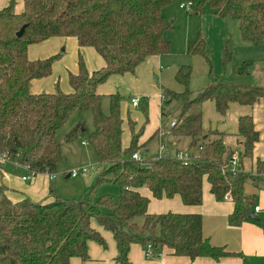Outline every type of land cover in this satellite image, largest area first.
Here are the masks:
<instances>
[{
	"label": "trees",
	"instance_id": "obj_1",
	"mask_svg": "<svg viewBox=\"0 0 264 264\" xmlns=\"http://www.w3.org/2000/svg\"><path fill=\"white\" fill-rule=\"evenodd\" d=\"M177 2L24 0V10L17 14L15 0H11L0 10V156L16 160L29 175L52 178L63 159L57 132L74 113L90 112L94 131L88 135V143L100 163L95 185L115 184L121 189L117 200L101 197L97 201H64L51 191L53 199L46 203H35L29 198L14 203L0 185V264H71L73 258L86 262L89 242L106 248L104 238L92 228L93 220L113 234L118 264H130L128 255L134 244L144 249L150 245L153 257L165 248L174 256L191 261L199 258L220 261L233 256L224 247L212 246L203 236L201 215L171 212L149 215L150 200L139 190L147 188L157 200L178 196L185 206H200L206 180L217 201L228 196L233 203L229 225L241 226L255 207V199L244 193V185L252 175L228 171L227 165L235 153L225 144L223 134L203 131V105L213 102L217 113L224 116L230 104L253 106L264 99V88L217 81L193 93L192 69L181 67L174 78L182 86V92L163 89V104L176 102L179 106L171 121L174 126L163 129L174 138H188L189 149H197L198 157L183 162L177 157L162 156L147 161L146 165L132 159L142 150L139 145L142 129L135 132L136 125L129 123L130 144L128 148L122 146V98L111 95L110 112L105 115L103 97L97 93L98 86L110 77L135 75L148 58L170 53V43L164 35L171 25L162 11ZM189 3H192L189 14L200 15L207 5L219 18L237 20L244 41L254 47L264 46V0H189ZM23 27V36L17 37ZM53 38H72L79 49L95 50L103 60L102 70L90 73L79 54L77 73L68 76L70 93L58 89L53 93H34L32 83L51 76L54 63L62 56L31 61L29 48ZM188 51L206 58L201 36L189 43ZM232 57V48L226 41L224 68ZM251 67V62L243 63L235 68V73L247 75ZM86 131V125L80 122L65 141L70 143L78 133ZM158 134L157 131L154 137ZM237 138L243 148L240 159L252 160L259 132L251 115L239 118ZM254 174L264 184V160L255 162ZM137 218L143 219L142 224L136 222Z\"/></svg>",
	"mask_w": 264,
	"mask_h": 264
},
{
	"label": "rangeland",
	"instance_id": "obj_2",
	"mask_svg": "<svg viewBox=\"0 0 264 264\" xmlns=\"http://www.w3.org/2000/svg\"><path fill=\"white\" fill-rule=\"evenodd\" d=\"M188 3L189 0H179V2L169 5L163 11L164 16L167 18L166 20H168L167 23L171 25V29L166 31L164 35L165 39L170 43V53L163 56L161 63L150 64L140 74L136 72L135 76L110 77L97 88L98 94L103 97L102 111L105 115H108L110 112L109 97L111 95H119L122 98L120 106L122 144L125 147L127 146V148L129 147L131 138L129 123L135 124V132H138L143 128L151 130L155 124L157 125L160 122V126L156 127L155 131L159 128L161 137L166 141H170V136L163 133L165 132L163 128L165 126L169 127L172 118L178 114V104L176 102H173L169 106L162 104V112L164 114H171L170 116L165 115L163 117L161 116L160 108H157V104L156 111L150 105H152L151 101H154L156 98L154 97L155 94H161L163 81L171 80L173 83L174 74L181 67H190L192 69L190 82L193 93H197L202 87L204 88L218 80L224 83L237 84L233 82L244 79L241 78L242 76L234 73L235 67L242 64L240 63V59L244 54L241 51V48L244 47V42L241 37L238 21L219 18L213 14L207 5L202 8L200 15L189 14L186 10L180 9V4ZM199 36L204 40L205 56L210 63H208L206 58L194 56L188 51L189 43L195 42ZM226 41H228L232 48L233 57L231 62L224 68L222 66V58ZM79 54L91 73L102 70L104 63L101 57L97 54L98 58H92V63H89L88 57L78 48L76 41L72 38H53L45 43L32 45L29 49V59L31 61L45 60L55 55L62 56L54 63L51 76L41 80V90L45 93H53L58 89L63 93H70L71 87L68 76L69 74L77 73ZM193 87L196 88V91L193 90ZM132 99L139 100V109L132 107ZM80 122L86 125V134L78 133L73 141L70 143L66 142V136ZM93 131L94 123L91 113L76 112L56 134L57 141L62 145L63 159L57 166L56 174L52 178L51 188L53 193L64 201L80 199L97 201L101 197H110L113 200H117L120 195L121 189L119 185H95L100 163L94 150L88 143V135L93 133ZM187 147V138H182L177 145L178 150L182 153H192L193 155L198 153L197 149L190 152ZM148 148L150 150L148 154L145 153V150H140L143 157L142 160L146 158H150L151 160L158 159L160 155V143L157 137L149 141ZM165 155L172 157L169 153ZM146 164H148L147 160L142 165ZM84 168L88 169V174L80 172L77 178L66 179V175L70 172ZM1 170H6V173L11 176L14 188H26L34 178L26 171H20L15 167L9 168L3 166ZM22 176L29 178V181L25 182L27 184L21 183ZM207 186L208 183L205 180L204 190ZM174 198L163 199L169 201V203L175 200L179 201ZM153 201L159 202V200L155 201V199ZM179 203L181 202L179 201ZM172 205L173 208L168 211L175 212L173 211L175 210V206L174 204ZM136 222L142 224L143 219L137 218ZM94 225L96 224L94 223Z\"/></svg>",
	"mask_w": 264,
	"mask_h": 264
},
{
	"label": "crops",
	"instance_id": "obj_3",
	"mask_svg": "<svg viewBox=\"0 0 264 264\" xmlns=\"http://www.w3.org/2000/svg\"><path fill=\"white\" fill-rule=\"evenodd\" d=\"M9 2L10 0H0V10L7 7L9 5ZM23 10L24 0H15V12L19 14L22 13ZM163 11L162 14L164 16ZM164 18L165 20L167 19L165 16ZM166 21L168 22V20ZM243 42L244 47L241 48V51L244 52V54L240 59V63L243 64L246 62H251L252 67L250 68V71L247 75H238L242 76L241 78L244 79L239 80V83L234 81L233 83L237 84L233 85L241 84V86L264 88V46L254 47L253 45L244 40ZM80 50H82L85 56L88 57L89 63H92V58H98L97 53L93 49L83 48ZM162 58L163 56H153L148 58L137 68L136 72L140 74L141 71L146 70L148 65L161 63L163 60ZM88 71L90 72V70ZM135 75H128V77ZM40 82L41 80L32 83L31 88L34 93L43 92L40 88ZM191 86L192 84L190 82V90H192ZM164 88H167L177 93H180L183 90L182 86H180L175 81V78L173 83L171 80L163 81L161 92L162 95L155 94L154 97L156 98L154 99V101H151L152 105H150L152 109L156 111L157 104V108H160V113L162 117L164 116V113L162 112V97ZM193 90L196 91V88L193 87ZM139 108L140 105L139 107H137V109ZM245 115L252 116L254 126L259 132V141L255 145L252 160L240 159L239 170L247 172L253 176L255 162L258 159L264 160V99H262L253 106H242L236 103L230 104L229 109L227 110L224 116L219 115L215 109L214 103L208 101L203 105L202 128L205 133L216 132L223 134L225 144L233 151V153H236L241 157L243 148L240 140L237 138L238 120L240 117ZM159 126L160 122H158L157 125L155 124L152 128L151 126H149L151 130H146V128L142 129V135L139 138V145L142 146V150H145V153L147 154L149 153L150 150L148 148V143L150 140L153 139L154 134L158 131L159 134L157 136V139L160 143V147L162 145H164L165 147V152L163 154H161L160 152L159 157L166 156V153H169L172 157H176L178 154L182 153L177 148V145L179 144L182 138H174L167 131H165L163 133L168 134L171 139L170 141L164 140L163 137H161V132H159L160 129L158 128L155 131L156 127ZM187 140L188 151L192 152L195 149H189L190 140L188 138ZM123 148H127V146H123ZM198 153L196 155H193L192 153L187 154L192 160H195L198 157ZM138 154L143 159L140 151L138 152ZM145 160L150 161L151 159L146 158ZM3 166H7L9 168L15 167L20 171L26 170L23 168H18L17 166L11 163H0V185L5 188V195L12 202H20L25 198H29L35 203H46V201L49 202L53 199L51 196L52 178L48 175L33 176V181L28 185V187L14 188L11 176L6 173V170H1ZM252 176L251 180L247 181L244 185V193L248 196H252L255 199V206H260L264 210V184L261 185ZM23 177L26 176H22V178ZM69 178L71 177H69V174H67L66 179ZM28 181L29 179L27 181H23L21 179V183L23 182L24 184H27L25 182ZM139 192L141 195L149 198L150 200L148 206L149 215L169 213L171 211L168 210L173 208L172 204H174L175 206V210H173L175 212L171 213L201 215L203 221V236L209 241L212 246L224 247L233 256L224 258L220 261H214L209 258H199L195 261H191L186 257L174 256L171 251L165 248L159 256L153 257L147 256L145 249L141 245L134 244L131 246L128 255V260L130 264H264V219L257 217L259 219V222H257L248 218L245 222L241 224V226L231 227L228 223V218L233 213V203L231 202V200L225 199L223 201H217L210 193L209 184L207 188H205V190L203 184V202L200 206H185L182 203L180 197L178 196H176L174 199H178L183 204L182 206L181 203H179V201L177 200L172 201V203H169V201L161 199L157 203L153 201L155 198H153L147 188H143L139 190ZM155 201L157 200L155 199ZM94 223L96 225H94ZM91 225L92 228L99 232L100 235L104 238L106 242V248H103L96 242L91 241L88 243L87 246L89 260L83 262L78 258H73L71 260V264H118L116 262L117 247L113 234L100 227L95 220L91 222Z\"/></svg>",
	"mask_w": 264,
	"mask_h": 264
},
{
	"label": "built area",
	"instance_id": "obj_4",
	"mask_svg": "<svg viewBox=\"0 0 264 264\" xmlns=\"http://www.w3.org/2000/svg\"><path fill=\"white\" fill-rule=\"evenodd\" d=\"M180 9L181 10H186L188 13H190L192 11V3L181 4L180 5ZM164 99L165 98L162 97V101L163 102H164ZM131 105L134 108L139 107V100L138 99H132L131 100ZM173 126H174V123H171L170 127H173ZM160 152H161V154H163L165 152L164 145H162L160 147ZM176 157H177V159H179L180 161H183V162H190V161H192V159L190 158V156L187 153H180ZM132 159L135 160L136 162L140 163V164H144V161L142 160L141 156L138 153L134 154L133 157H132ZM0 163L1 164L11 163V164H14L15 166H17L18 168H21V169L23 168L22 166H20L16 162V160H12V159L6 157L5 155L0 156ZM239 164H240V155H238V154L235 153L231 157V159H230V161H229V163L227 165L228 171H230L233 174H236L239 171ZM80 172L82 174H88L89 173L88 169L84 168V169H79V170H75V171L70 172L69 173V177H71V178H77ZM30 175L33 176L32 174H30ZM53 177L54 176H52V178ZM252 177L256 181H259L260 176L258 174H253ZM28 179H29L28 177H23L22 178L23 181H27ZM225 200H230V199H229L228 196H226L225 197ZM252 213L256 217L264 219V210L260 206H255L253 208V212ZM145 252H146L147 256H152V247L150 245H148L147 248L145 249Z\"/></svg>",
	"mask_w": 264,
	"mask_h": 264
},
{
	"label": "water",
	"instance_id": "obj_5",
	"mask_svg": "<svg viewBox=\"0 0 264 264\" xmlns=\"http://www.w3.org/2000/svg\"><path fill=\"white\" fill-rule=\"evenodd\" d=\"M24 31H25V27H23V28L21 29V31H19V33H17V37H22L23 34H24ZM248 218H250L251 220H254V221L259 222V219H258L253 213H250V214L248 215Z\"/></svg>",
	"mask_w": 264,
	"mask_h": 264
}]
</instances>
